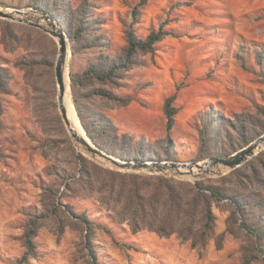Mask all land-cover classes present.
<instances>
[{
    "label": "rangeland",
    "instance_id": "obj_1",
    "mask_svg": "<svg viewBox=\"0 0 264 264\" xmlns=\"http://www.w3.org/2000/svg\"><path fill=\"white\" fill-rule=\"evenodd\" d=\"M94 1L96 16L105 22H84L85 30L74 41L76 55L70 53L69 70L71 62L82 72L100 61L118 64L117 75L110 80L89 79L88 89H106L110 98L80 97L91 127L97 121L118 127L108 133L96 128L100 142L115 143L124 152L135 151L132 146L141 143L147 160L189 162L199 154L204 160L211 157L209 152L224 156L240 149L238 128L257 137L264 130V63L261 68L256 59V51H264V0H147L139 22L133 24L137 33L145 36L166 22L172 34L155 51L137 52L128 67L123 65L126 29L141 0ZM31 2L0 0V6L29 9ZM2 21L16 23L10 28L12 46L4 41ZM25 25L0 21V60L11 73L10 91L0 92V264H242L246 248L256 249L255 239L241 228L239 215L224 200L212 205L214 233L201 252L175 234L132 230L123 219L118 195L106 187V168L152 173L119 169L78 149L62 118L63 123L57 118V40ZM68 43L70 48V39ZM55 45L50 72L36 61L49 56ZM37 85L42 90H36ZM70 92L73 100L71 86ZM172 94L179 110L169 143L164 107ZM207 112L218 138L207 139L198 151L202 134L198 127ZM123 133L134 139L123 138ZM127 139L130 145L124 143ZM79 153L88 159L83 172ZM238 167L235 173L232 169L197 179L155 175L216 183L225 176L220 182L225 189L254 200L264 197V149ZM256 213L263 215L264 210ZM32 217L40 219L34 255L25 242Z\"/></svg>",
    "mask_w": 264,
    "mask_h": 264
},
{
    "label": "trees",
    "instance_id": "obj_2",
    "mask_svg": "<svg viewBox=\"0 0 264 264\" xmlns=\"http://www.w3.org/2000/svg\"><path fill=\"white\" fill-rule=\"evenodd\" d=\"M147 0H141L132 10L133 21L126 29L127 45L124 48L123 61L124 66L128 67L135 61L137 52H153L157 49V45L166 36L172 34L165 28L163 22L158 28L152 29L147 35L141 36L133 27L135 22H139L141 9ZM78 4V5H77ZM77 5V6H76ZM31 6L35 9L45 11L53 15L58 22L66 29V34L71 41L72 55H76V47L74 41L78 39L85 30L84 22L104 23L105 21L97 17L95 8L98 4L94 0H32ZM85 16L86 19H83ZM1 21V19H0ZM4 23L3 38L6 44L12 46L11 39L14 31L11 26L16 23L2 21ZM18 26V25H17ZM25 28L35 31L37 34L47 36L39 29L25 25ZM89 28V27H88ZM51 51L49 56L36 61L37 65L46 66L50 72L54 66V58L56 55V47ZM256 59L262 68L264 63V51H256ZM109 61H100L98 64H91L85 71L75 69L73 62L70 63V86L73 95V101L81 122L86 133L91 140L105 152L128 160H147L148 155L144 151L141 143L132 146L135 151H118L116 144H105L99 141V137L95 135L96 128L99 132L108 133L110 129L117 130L114 124L96 122L94 127L85 119L81 108L80 97L83 95L98 94L104 98H110V93L103 88L88 89L90 76L106 82L113 76L117 75V63ZM118 61V60H117ZM246 67V65H243ZM10 70L4 66L0 60V92L8 93L10 91ZM179 89V87H177ZM36 90H42L38 85ZM50 93V92H49ZM52 94V93H51ZM176 94L167 97L165 101L164 112L166 116V129L168 132L169 143L172 140L171 130L176 122L178 107L175 105ZM55 104V103H53ZM3 113L2 103L0 101V128L2 127L1 116ZM207 115V116H206ZM204 115L203 126L199 125L201 131V142L198 144V151H201L207 144V139L217 140V132L211 126L214 124L213 119L208 112ZM60 123H63L60 115H57ZM106 125V126H105ZM264 130L260 133L262 134ZM238 133L242 138L241 148L257 136L245 132L242 128H238ZM230 135V133L228 132ZM259 134V135H260ZM133 137V135L123 133V138ZM134 139V137H133ZM126 145H130V139L124 141ZM146 143H148L146 141ZM169 147V145H166ZM167 151V150H166ZM230 152L229 154H231ZM209 156L214 155L209 152ZM79 159L83 163L82 172L89 167L88 159L79 153ZM168 158V157H166ZM203 158L199 154L196 161ZM84 167V169H83ZM240 167L233 169L231 173H235ZM106 187L111 194L118 195V201L122 203L121 213L125 216L123 219L129 221L134 232L148 229L162 236L177 235L182 241H190L193 248H197L200 252L207 246L209 239L212 237L215 228L216 216L213 212V203L226 201L234 207V215L237 222L248 234L255 239L256 249L245 250L242 264H252L257 259L264 260V214L256 213V211L264 210V197L252 199L238 192L225 189L220 182L225 180V176L219 180L220 182H205L197 180L196 182L185 181L175 177L164 175H147L142 173H122L113 169L106 168ZM259 178V177H258ZM48 216V214H47ZM40 227V219L32 217L30 219L26 232L25 242L28 253L34 255L36 252V244L34 237ZM231 228V227H229ZM107 231L109 229H106ZM110 232V231H108ZM86 244H91V234L86 235ZM126 247H132L131 244L123 243ZM92 250V249H90ZM93 252V251H92ZM27 258V256H26Z\"/></svg>",
    "mask_w": 264,
    "mask_h": 264
},
{
    "label": "water",
    "instance_id": "obj_3",
    "mask_svg": "<svg viewBox=\"0 0 264 264\" xmlns=\"http://www.w3.org/2000/svg\"><path fill=\"white\" fill-rule=\"evenodd\" d=\"M0 18L37 27L57 40L58 51L55 61V78L57 83V100L60 116L74 141L80 142L84 149L93 157H100L111 166L123 170L147 171L152 174L167 173L165 170L171 168L175 169L174 175L176 176H183L185 173H192L194 168H197L201 171L203 170L207 175H212L210 173L221 166L227 168L226 171H229L242 165L259 152H256V148L259 143L264 142L263 132L253 141L229 155L211 156L204 160H193L189 162L153 159L124 160L111 155L98 147L89 136V140H85L77 136L72 132L70 127V121L68 119L67 110L63 105V101L66 92L65 71L68 65L67 55L68 51L71 53V50L69 48L68 36L62 25L50 13L34 8H13L12 11H7V8L0 6ZM182 168L187 171L184 172ZM226 171L221 173H225Z\"/></svg>",
    "mask_w": 264,
    "mask_h": 264
},
{
    "label": "bare ground",
    "instance_id": "obj_4",
    "mask_svg": "<svg viewBox=\"0 0 264 264\" xmlns=\"http://www.w3.org/2000/svg\"><path fill=\"white\" fill-rule=\"evenodd\" d=\"M7 11H12V9H7ZM69 59H70V51H68V55H67L68 65H67L66 71H65L66 92H65V96H64L63 105L67 110V115H68V119L70 121V127L72 129V132L75 133L80 138H83L85 140H89L88 134L86 133V130H85V128L81 122V119H80V117L76 111L74 102H73L72 97H71L70 85H69V81H68L69 80ZM75 144L81 152L88 153L84 149V147L82 146V144L80 142L75 141ZM262 149H264V142L259 143L258 147L256 148V152H258ZM97 158H100V157H97ZM100 159H102V158H100ZM182 169L184 172L187 171L184 168H182ZM226 170H227V168L221 166L220 168H216L210 174L216 175V174L224 172ZM165 172L174 173L175 169L168 168L165 170ZM205 175H207V174L203 170L201 171L197 168H194V171L192 173H185L183 176H189L191 178L197 179V178L203 177Z\"/></svg>",
    "mask_w": 264,
    "mask_h": 264
}]
</instances>
